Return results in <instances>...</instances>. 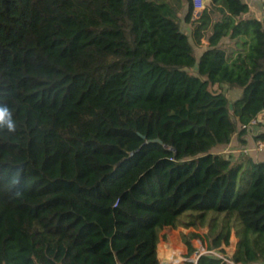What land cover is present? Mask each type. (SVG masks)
Listing matches in <instances>:
<instances>
[{"label": "trees", "instance_id": "1", "mask_svg": "<svg viewBox=\"0 0 264 264\" xmlns=\"http://www.w3.org/2000/svg\"><path fill=\"white\" fill-rule=\"evenodd\" d=\"M0 107V264H264V162L215 153L264 109L244 0H0Z\"/></svg>", "mask_w": 264, "mask_h": 264}, {"label": "built area", "instance_id": "2", "mask_svg": "<svg viewBox=\"0 0 264 264\" xmlns=\"http://www.w3.org/2000/svg\"><path fill=\"white\" fill-rule=\"evenodd\" d=\"M262 2L264 3V0H262ZM212 5V0H193V6H194V17L195 19H198L201 12H203L204 10L208 9L210 6ZM264 109L261 110L257 116L247 125H242L240 127V130H244L246 132H248V137H250L252 139V147H244L242 149H240L238 152H240L243 156H248V155H252V153H254L255 155L260 154V153H264V139L261 138L264 135ZM261 128L263 130H261V132L255 134V129ZM238 133L234 136L232 142L226 146L225 148H222L220 150L215 151V153H219V154H225V153H233V151L231 150V148L234 146V144L238 145ZM223 151V152H221ZM201 227H199L198 229H200ZM198 229H190L189 231H194L197 232ZM234 237V238H233ZM233 239H237L236 234L233 233L231 238L229 239L228 242H224L222 244V247L220 249H223L227 252V254L229 255H233L236 247H237V243H238V239H237V243L234 245H232L231 247V242L233 243ZM201 240V239H199ZM160 243V242H159ZM205 247L200 250H197V248L195 247V252L194 253H188L187 257L183 256L184 259V264L187 263H193V264H197L198 260L201 256L206 255V254H213V255H217L220 257H223L221 254L218 253L217 249H213V250H209L207 247V244L204 243ZM229 246L230 248H232L233 250L230 251L229 250ZM158 251H159V245H158ZM158 256L159 253L157 255V264H160L158 261ZM161 264H165V262H162Z\"/></svg>", "mask_w": 264, "mask_h": 264}, {"label": "rangeland", "instance_id": "3", "mask_svg": "<svg viewBox=\"0 0 264 264\" xmlns=\"http://www.w3.org/2000/svg\"><path fill=\"white\" fill-rule=\"evenodd\" d=\"M186 12H187V10L185 8L183 10L182 14H181L182 18L186 15ZM181 28H182V31L185 32V33H187L188 35H191L192 32H193V26L185 23L184 21H182V23H181ZM192 41H193V39H192ZM195 49H196L197 56H199V54L202 52V50L204 49V47L203 46H196ZM189 72L192 73V74H195L196 73V70H190ZM213 90L215 91V88ZM223 91L227 94V96L230 99V101H234L241 94V92L239 90H229V89H226L225 88V89H223ZM261 130H263V129L258 128V129H255L254 132H255V134H257V133L261 132ZM244 139H246L248 141V144L247 145H242V144H238V143H237L238 145L234 144V146L231 148V150L233 151V153H225V154L226 155L232 154V156L236 160L242 158L243 155L240 152H238V151L240 149L244 148V147H252V143H253L252 142V139L250 137L248 139L244 137ZM221 152H223V151H221ZM252 157L257 162H264V153H260V154H257V155H255L254 153H252ZM210 229H211V226L209 224L206 227H201L200 229H198L197 230V233L200 234L201 236H205L209 232ZM182 231L188 232L189 230L186 231V230H183L181 228L180 229H177V230L174 229V231H172L171 235L173 237L178 236L180 238L181 242H182V238H181V232ZM232 241H233V243L231 242V247H232V245H234V243L235 244L237 243V239H233ZM193 245L197 248V250H200V251H201L202 248L205 247L204 241L203 240H199V239L194 240L193 241ZM232 248H230V246H229V250L230 251L233 250ZM187 254H188L187 248H185V252L182 255L184 257L185 256L187 257Z\"/></svg>", "mask_w": 264, "mask_h": 264}, {"label": "crops", "instance_id": "4", "mask_svg": "<svg viewBox=\"0 0 264 264\" xmlns=\"http://www.w3.org/2000/svg\"><path fill=\"white\" fill-rule=\"evenodd\" d=\"M250 7L252 14L259 20L264 19V6L262 0H244ZM203 47L208 46L206 40L202 41Z\"/></svg>", "mask_w": 264, "mask_h": 264}, {"label": "clouds", "instance_id": "5", "mask_svg": "<svg viewBox=\"0 0 264 264\" xmlns=\"http://www.w3.org/2000/svg\"><path fill=\"white\" fill-rule=\"evenodd\" d=\"M0 126H6L8 130H14V123L11 114L6 107H0Z\"/></svg>", "mask_w": 264, "mask_h": 264}]
</instances>
